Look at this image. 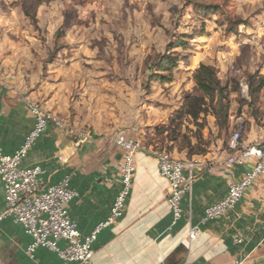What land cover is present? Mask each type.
I'll use <instances>...</instances> for the list:
<instances>
[{"label":"rangeland","instance_id":"1","mask_svg":"<svg viewBox=\"0 0 264 264\" xmlns=\"http://www.w3.org/2000/svg\"><path fill=\"white\" fill-rule=\"evenodd\" d=\"M181 37L186 48H174ZM0 51L27 66L26 80L39 81L52 67L66 68L67 77V67H77L78 83L94 88L95 109L121 129L145 134V149L180 160L203 159L219 142L227 147L240 128L245 136L253 125L264 127V87L249 94L250 77L264 79V0H0ZM167 53L180 60L173 82L161 84L159 75L169 74L156 64ZM201 64L227 87V127L211 115L207 122L177 115L195 93ZM102 83L103 91L95 90ZM74 90L72 99L81 98L83 90ZM135 115L138 121L128 122ZM162 128L176 130L178 140L157 134ZM189 144L203 155H191Z\"/></svg>","mask_w":264,"mask_h":264},{"label":"crops","instance_id":"2","mask_svg":"<svg viewBox=\"0 0 264 264\" xmlns=\"http://www.w3.org/2000/svg\"><path fill=\"white\" fill-rule=\"evenodd\" d=\"M76 68L67 67V77L66 68L52 67L39 81L26 80L27 66L11 64L0 51V149L14 155L23 145L34 125L28 109L31 102L65 121L68 129L49 125L22 166L41 167L44 174L40 179L45 185H57L70 177V186L79 197L69 205V214L79 232L88 236L110 216L120 190L123 152L114 138L121 131L134 135L130 127L121 129L125 125L115 123L89 103L94 88L82 80L78 83ZM102 86L107 84L95 90L103 91ZM78 87L83 90L81 98L74 100ZM138 119L135 115L128 122L134 124ZM81 130L89 137L80 139ZM145 136L135 137L145 140ZM263 141L264 127L259 130L253 125L243 136L245 145ZM214 148L199 160L213 170H195L192 193L183 199V218L172 230L168 183L159 173L152 148L138 153L137 174L124 216L99 233L93 245L94 264H264V179H258L223 219L201 222L206 209L222 201L229 186L246 171L243 166L226 165L230 153L223 143ZM4 210L0 181V215ZM192 229L198 232L196 239L189 240ZM239 239L241 244L236 242ZM31 242L20 225L11 219L0 221V264H75L45 249L37 250L31 258L27 254Z\"/></svg>","mask_w":264,"mask_h":264},{"label":"built area","instance_id":"3","mask_svg":"<svg viewBox=\"0 0 264 264\" xmlns=\"http://www.w3.org/2000/svg\"><path fill=\"white\" fill-rule=\"evenodd\" d=\"M28 109L34 118V125L21 148L14 155H6L0 149V181L5 195V210L0 215V221L11 219L32 238L27 248V254L31 258L37 250L45 249L56 253L66 262L94 264L93 245L99 233L123 218L131 196L137 174L136 156L145 149L142 141L135 137L138 130L131 131L134 136L122 131L115 136L114 143L123 152L120 190L107 220L100 223L90 235L83 236L69 214V205L79 197V193L70 186V177H65L57 185H45L40 179L44 174L41 167L22 166L30 150L50 124L60 130L68 129V125L35 102L29 103ZM79 136L80 139L89 137L84 132L79 133ZM227 150L230 156L226 165L243 166L246 171L241 180L229 186L222 201L206 209L202 224L223 219L235 210L258 179H264V141L254 146L245 145L240 128L232 133ZM153 154L161 177L168 183L167 204L172 214L169 230H172L183 218V199L192 193L195 170L212 171L213 168L207 162L174 158L166 151L157 150ZM197 232L198 229L190 230L189 240L196 239ZM236 242L242 243L240 239ZM61 243H64V247L60 246Z\"/></svg>","mask_w":264,"mask_h":264},{"label":"trees","instance_id":"4","mask_svg":"<svg viewBox=\"0 0 264 264\" xmlns=\"http://www.w3.org/2000/svg\"><path fill=\"white\" fill-rule=\"evenodd\" d=\"M59 33L60 31L56 33V37H58ZM184 42V37H181L178 43H172V45H174V48L183 47L185 45ZM184 48H186V46H184ZM60 49L61 48L56 49L54 51L55 54H53L51 57L55 56L56 53L60 51ZM178 60H180V58L172 56L171 53H167L164 56H160V59L157 61L156 64V68H159L158 70L160 72H166L169 75H159V77L156 79L159 81V83L167 84L173 82V71L178 65ZM150 69H153V67H151ZM258 78L259 77L255 75L250 77V97H254L257 92L262 90V88L264 87L263 78L259 79V83H255V79L258 80ZM194 81L196 84L195 93L187 95L185 97L184 103L181 105L182 107L177 112V115L179 117H189L194 121H199L200 118L204 116V122H207V116L211 115L215 117L217 127H227L229 124V94L227 92V87H224L222 85V82L218 77L217 71L211 66L201 64L194 74ZM173 121L174 120H172V124ZM165 133L168 134L167 136H170L168 137V140H178L179 135L176 134V130L173 131L170 128L169 130L166 128H162L157 131V134L160 135H164ZM185 139H183V142H185ZM200 141L202 142V140ZM187 148L191 149V145L189 144ZM203 153L204 152L200 151H197L195 153L193 149H191V155H203Z\"/></svg>","mask_w":264,"mask_h":264}]
</instances>
